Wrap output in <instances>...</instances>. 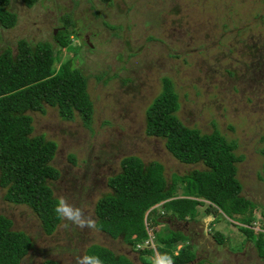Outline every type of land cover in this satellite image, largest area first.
I'll use <instances>...</instances> for the list:
<instances>
[{
	"label": "rangeland",
	"instance_id": "rangeland-1",
	"mask_svg": "<svg viewBox=\"0 0 264 264\" xmlns=\"http://www.w3.org/2000/svg\"><path fill=\"white\" fill-rule=\"evenodd\" d=\"M7 9L16 23L0 29V52L8 48L14 54L19 40L48 42L55 49V69L68 61L86 78L92 106L88 128L78 117L61 120L55 108L27 112L31 136L56 145L50 165L59 176L47 182L53 198L66 196L70 203L83 204L95 220L94 205L112 193L106 182L120 172L124 157L157 162L167 182L173 174L204 169L178 163L163 139L144 134L145 110L160 92L161 78L167 77L183 125L206 134L216 130L235 144L234 154L242 158L236 164L240 196L254 207L237 220L211 211L204 202L192 220L163 215L156 217L159 224L153 228L154 214L149 213L150 235L178 231L188 237V242L176 244L174 255L189 244L194 257L173 264H264L253 247L258 234L264 241V0H38L30 8L9 0ZM64 17L72 25L65 30L68 44L61 47L53 36L62 30ZM181 193L177 184L173 195ZM3 194L0 189V215L31 242L20 264H76V257L91 245L131 264H155L158 259L156 240L152 247L131 248L121 237L111 239L96 229H65L61 220L47 236L30 209L6 203ZM152 208L162 211L159 205ZM241 228L252 231L251 240ZM215 233L222 235V244L214 242ZM143 249L153 255L140 256L137 250Z\"/></svg>",
	"mask_w": 264,
	"mask_h": 264
},
{
	"label": "trees",
	"instance_id": "trees-1",
	"mask_svg": "<svg viewBox=\"0 0 264 264\" xmlns=\"http://www.w3.org/2000/svg\"><path fill=\"white\" fill-rule=\"evenodd\" d=\"M37 1L20 0L26 8ZM8 4L9 0H0L2 30L11 29L16 23L15 14L7 9ZM62 21V30L53 39L58 46L65 47L68 44L65 30L72 22L68 17ZM54 63L55 49L48 42L19 40L14 54L8 48L0 52V189L4 190L6 203L30 209L47 236L59 222L53 211L57 200L47 184L59 176L50 165L56 145L42 136H31V118L27 112L43 114L45 107L55 108L61 120L78 117L86 128L92 117L86 78L68 61L57 69ZM177 110L178 100L171 80L163 77L160 92L145 110L144 134L163 139L165 150L178 163L201 164L204 169H193L181 176L173 174L167 182L157 162L143 164L137 157H124L119 163L120 172L107 179L112 193L101 197L94 205L95 229L111 239L121 237L131 248L147 239L145 227L149 225L145 226L143 220L149 213L154 214L150 220L152 228L159 224L156 217L163 215L180 222L192 220L196 207L204 202L211 211H219L228 218L237 216L239 220L252 213L254 205L240 196L236 164L242 158L234 154L235 144L216 130L206 134L186 127L177 118ZM177 184L182 188L180 197L173 195ZM155 205L163 212H156L152 208ZM240 230L246 240L252 239L251 230ZM153 236L158 258L170 257L177 261L194 257L189 244L181 247L179 256L174 255L176 244L188 242V237L181 232L161 236L154 231ZM212 238L216 244L223 242L218 233ZM253 247L258 258L264 261L261 234L257 235ZM30 249L28 237L12 231L11 221L0 215V264H20ZM137 252L140 256L153 255L148 249ZM84 255L98 256L104 264H131L127 258L98 245L87 247ZM41 264L59 263L44 260ZM142 264L149 263L142 261Z\"/></svg>",
	"mask_w": 264,
	"mask_h": 264
},
{
	"label": "clouds",
	"instance_id": "clouds-1",
	"mask_svg": "<svg viewBox=\"0 0 264 264\" xmlns=\"http://www.w3.org/2000/svg\"><path fill=\"white\" fill-rule=\"evenodd\" d=\"M57 218L64 221L63 227L65 229L70 226H74L81 230L95 229L96 222L92 216L85 211V206L83 204L76 205L69 202V198L66 196H60L56 202L53 209ZM76 264H104V262L95 255H83L76 257ZM155 264H173L170 257L158 258Z\"/></svg>",
	"mask_w": 264,
	"mask_h": 264
},
{
	"label": "built area",
	"instance_id": "built-area-1",
	"mask_svg": "<svg viewBox=\"0 0 264 264\" xmlns=\"http://www.w3.org/2000/svg\"><path fill=\"white\" fill-rule=\"evenodd\" d=\"M144 225L147 226V223H146V218L144 216ZM146 229V233H147V239L142 243V244H139V245H136V249H140V248H148L150 245L152 247V243L154 241V237L153 235H150V232L152 233V229L150 230L149 228L145 227Z\"/></svg>",
	"mask_w": 264,
	"mask_h": 264
},
{
	"label": "water",
	"instance_id": "water-1",
	"mask_svg": "<svg viewBox=\"0 0 264 264\" xmlns=\"http://www.w3.org/2000/svg\"><path fill=\"white\" fill-rule=\"evenodd\" d=\"M53 34H55V32H53Z\"/></svg>",
	"mask_w": 264,
	"mask_h": 264
}]
</instances>
